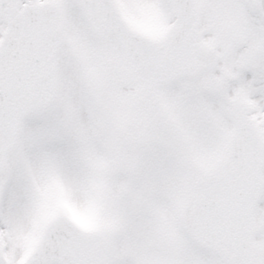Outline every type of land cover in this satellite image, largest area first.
<instances>
[{
    "label": "snow or ice",
    "instance_id": "snow-or-ice-1",
    "mask_svg": "<svg viewBox=\"0 0 264 264\" xmlns=\"http://www.w3.org/2000/svg\"><path fill=\"white\" fill-rule=\"evenodd\" d=\"M0 264H264V0H0Z\"/></svg>",
    "mask_w": 264,
    "mask_h": 264
}]
</instances>
